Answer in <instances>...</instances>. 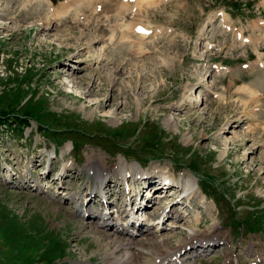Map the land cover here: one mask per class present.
<instances>
[{"label":"rangeland","instance_id":"obj_1","mask_svg":"<svg viewBox=\"0 0 264 264\" xmlns=\"http://www.w3.org/2000/svg\"><path fill=\"white\" fill-rule=\"evenodd\" d=\"M33 1L0 0V116L9 114L10 119L6 126L0 123V264H119L138 249L145 253L132 263L148 264L192 228L207 238L214 222L219 224L215 233L221 234L216 238L232 240L234 254L226 256L229 246L219 243L199 257L182 255L183 264H224L229 258L234 264H253L251 256L264 254V67L257 64L258 59L264 64V0H162L141 11L139 19L157 35L140 39L142 48L134 42L135 54L129 53L131 41L130 47L97 43L82 59L76 53L89 32L109 36L124 31L125 17L117 29L112 27L121 5L104 0L108 10L96 19L73 22L69 12H75V20L82 11L90 12L86 9L92 0H82V7L74 6L57 20L46 12L57 0ZM47 16L52 23L43 29L47 26L36 19ZM238 32L247 40L238 38ZM218 63L222 65L216 71ZM112 72L117 75L114 88L105 79ZM95 79V94L89 95ZM245 85L259 95L255 103L262 106L241 104V95H250L242 89ZM225 86L230 87L223 92ZM109 95L115 96V103L108 101ZM137 99L144 102L139 105ZM249 111L253 116L247 118ZM19 114L28 118L16 117ZM236 116L246 118L234 127ZM130 155L141 158L144 170L172 167L178 176L193 172L206 195L195 184L202 194L196 192L194 203L201 208L178 206L185 218L171 217L158 235L148 232L133 241L121 236L131 247L119 250L118 243L108 245L119 235L95 225L93 218L86 222L77 210L71 213L69 204L80 203L68 198L95 187L87 176L92 162L112 174L110 182L118 169L106 166L116 168L120 162L121 170L140 167ZM67 162L75 166L78 180L71 167L63 175L68 181L61 179ZM7 164L18 165V172ZM134 167L135 174L141 170ZM36 181L45 186L36 183L44 194L35 189ZM156 186H147L154 202L149 212L168 207L165 200L156 203ZM98 196L91 201L89 194L84 196L89 206L85 211ZM116 201L123 204L121 198ZM116 210L122 215L125 208L116 205ZM161 235L171 237L168 243L150 246L155 236L161 241Z\"/></svg>","mask_w":264,"mask_h":264},{"label":"bare ground","instance_id":"obj_2","mask_svg":"<svg viewBox=\"0 0 264 264\" xmlns=\"http://www.w3.org/2000/svg\"><path fill=\"white\" fill-rule=\"evenodd\" d=\"M138 2H143L144 0H137ZM120 7V6H119ZM147 8V7H149L148 5H140V7H139V12H140V10L142 9V8ZM121 8H125L123 5H121ZM125 10L126 9H124V12H125ZM136 9H134V11H135ZM112 11V10H111ZM116 11V10H115ZM115 11H113V12H115ZM119 11V10H118ZM118 11H116V14L118 13ZM110 13V12H109ZM114 14V13H113ZM119 14V13H118ZM125 14H127L126 12L123 14V16L125 15ZM63 15V14H62ZM65 15V14H64ZM128 16V15H127ZM62 17V16H61ZM45 20H46V22H45ZM61 20V19H60ZM132 20L133 19H130L129 17H128V19H127V21H125L124 22V31L122 30V31H120V32H118V33H115L116 32V30L114 31V32H112V34L111 35H105V34H95V32L94 33H90L89 32V35L86 37L87 38V40L88 41H86L85 42V45L76 53V56H77V58H81L82 59V57H84L85 56V54H87V53H89L88 51H93L94 49H95V47H96V44L98 43V44H101V45H106V44H108V42L109 43H111L113 46H121V45H123V46H125V47H130V42L128 43V41H131V42H133V44H132V46H136V44H134V42H135V39H138V38H140V37H142V36H144L145 34H143L142 32H140V30H139V28L140 27H142L141 25H138V23H135V22H132ZM44 23H46V25L45 26H47V28H43V29H48V28H50L49 27V25L52 23V20H51V16H47L46 17V19H44V20H42ZM49 21V22H48ZM59 21V20H58ZM87 24V23H86ZM120 24V23H119ZM122 25V24H121ZM120 28V27H119ZM117 29V28H116ZM111 30V29H110ZM132 31H134V32H132ZM127 40V41H126ZM135 43H138V45L142 48V45H143V42H141V41H138V42H135ZM105 47V46H104ZM122 48V47H121ZM140 49V48H139ZM142 49H140L139 51H141ZM87 51V52H86ZM137 51V50H136ZM142 52V51H141ZM91 53V52H90ZM114 53V52H113ZM140 54V53H139ZM115 57H113V58H103V59H100L101 61H100V63H102L104 60H112V59H114ZM79 62H80V60L79 59H77ZM113 62V61H112ZM98 63V62H97ZM114 63V62H113ZM106 65V64H105ZM92 66L91 65H89V70H92V68H91ZM115 73V72H114ZM113 72H112V74H110V75H108L107 74V76H105V79L106 80H108L109 81V83H110V85H112L113 86V88L116 86V77H117V75L116 74H114ZM89 74V73H88ZM70 75H73L72 73H70ZM119 75V74H118ZM76 77V76H75ZM98 79H95V80H93L92 81V83H91V86H89V90H87V93L89 94V95H93V94H95L94 93V89H95V87H96V81H97ZM100 81H101V79H100ZM73 82V81H72ZM91 82V81H90ZM76 83V82H75ZM78 83V82H77ZM79 85V84H78ZM247 85H245V87H246ZM250 87H251V85H249ZM248 87V86H247ZM243 88L242 87V89L243 90H245V92H247V94H250L249 95V97L247 96H245V95H241V97L239 98V100H240V102H241V104H243L244 106H247L250 102H259V95L255 92V91H252V90H250V88L248 87V88ZM117 88V87H116ZM115 88V89H116ZM226 88H229V86L228 87H226ZM192 98V96H190V98L189 99H191ZM251 99V100H250ZM116 100V98H115V96L113 95V96H111L110 97V95H109V100L108 101H110V102H114ZM220 100V99H219ZM141 101L142 102H144V99H137L136 100V102H137V104H139L140 105V103H141ZM192 101V100H191ZM195 102H197L196 100H193L192 101V103L194 104ZM207 102H209V103H211V101L210 100H208ZM115 103V102H114ZM253 103V104H254ZM123 104V103H122ZM192 104V105H193ZM256 105H254V106H258V105H261L262 106V104H260V103H255ZM264 104V103H263ZM252 107V106H251ZM257 110H259V109H257ZM245 116V115H244ZM249 116H253L251 113H250V111L247 113V118L249 117ZM236 117H238L237 119H235ZM233 120H234V122H233V125L234 124H236V123H238V122H242L243 121V119H245L246 117H239V116H236ZM257 119V118H256ZM230 122V121H229ZM236 125H234V127H235ZM231 127H232V125H231ZM246 131H248V130H246ZM247 133V132H246ZM245 133V134H246ZM243 135V134H242ZM253 149H256V147H253ZM264 158V157H263ZM93 164H91V166L89 165L88 166V168H90V167H93L94 168V172H99L98 174H101L102 175V177L100 176L99 178L101 179V180H107V181H109V179L110 178H112V174H110V173H108V171L104 174V170L103 169H100V166L99 165H97V164H95L94 165V162H92ZM86 165V164H85ZM85 165H83V167H81V168H84V166ZM120 165V164H119ZM70 167H71V170H72V172H74L75 173V178L78 180V178L76 177V171H74V167L75 166H71V165H66L65 167H64V170H65V172H61L62 173V175L60 176L61 177V179L64 181V182H67L68 181V179H66V180H64L65 179V177H67V176H64L63 177V175H65V174H67L68 172H67V170H70ZM74 168V169H73ZM80 169V168H79ZM87 169V168H86ZM100 170H102V173L100 172ZM127 170H130L128 167H125V169H123V171H122V173H125ZM131 170H132V168H131ZM133 170H135V168H133ZM82 173V172H81ZM117 174H119L118 172H117ZM135 174V172L133 171V175ZM136 174H141V175H143V174H147L146 172H144V171H138ZM135 174V175H136ZM68 175H70V174H68ZM135 175H134V177H135ZM91 176V177H90ZM59 177V178H60ZM92 175H89V181H91L92 180ZM152 177H154V175H152ZM64 178V179H63ZM68 178V177H67ZM187 178V177H186ZM185 178V179H186ZM149 179H151V177H149ZM153 179V178H152ZM79 180H81V179H79ZM135 180H136V177L132 180V184H134V185H136V184H139V183H141L142 181L145 183V185H144V187H140V190H138V193H140L141 192V197H143V198H145L146 197V195L147 194H149V192L147 193V186H151L153 183H155V182H153L154 180H147L148 181V184H146V180H144L143 179V177L142 178H140V179H138V180H136V183H135ZM187 180L190 182V184L192 183V179L190 178V177H188L187 178ZM118 184H119V188H120V186L121 185H123V183H119L118 182ZM42 187H43V189H44V186L42 185V184H40ZM174 185L176 186V187H174V191H178L180 188H181V184H179L178 182H175L174 183ZM196 185H197V181H196ZM197 186H199V189L201 190V188H200V185L198 184ZM138 187H139V185H138ZM37 188H40L41 190H42V188L41 187H39V186H37ZM84 188V187H83ZM82 188V189H83ZM154 189L156 190V192H155V195H154V197H156L157 199L159 198V200L158 201H156V203L158 204V203H161V202H164V200L165 199H167V197H169V196H171V194H166V195H162L163 194V192H164V190H163V187H161V185H158V186H156V187H154ZM181 190H182V188H181ZM86 191V190H85ZM97 191H99V189L98 188H96V187H94L90 192H89V190L88 191H86L85 192V194L84 195H80L79 197L76 195V194H71L70 193V195H69V198L68 199H71L72 201H73V199H77L79 202H77V203H80V206H78V205H76V208L75 209H73V212H76V210H77V213L79 214V215H84V213L85 212H87V215L85 216L86 218L87 217H89V219L87 218L86 219V222H88L89 220L91 221V218H94V215H97V214H100V215H103V213H101V211H104L105 209H106V207H103V209H99V210H97V211H95V210H93V207H91V210H86L85 211V208H84V199H85V197L84 196H86L87 194H89V196H90V200L89 201H91L93 198H94V196H96V192ZM42 192L44 193V191L42 190ZM46 192H48V191H46ZM45 192V193H46ZM105 192L107 193V194H111V193H114V188L113 187H111V186H107L106 187V189H105ZM116 193V192H115ZM159 193H162L161 195H159ZM91 194L93 195V197H91ZM137 193L136 192H133L132 194H131V197H130V201H131V199L133 198V196L134 195H136ZM152 194H153V192H152ZM195 191L194 192H191L190 194H188L187 195V198L188 199H190L191 201H193V200H195L196 199V197H195ZM159 195V196H158ZM153 196V195H152ZM98 198V197H97ZM96 198V199H97ZM180 200V203H182L184 200H185V198H180L179 199ZM65 201H66V197H65ZM64 201V204L66 205L67 203ZM133 201V200H132ZM160 201V202H159ZM69 203H72V202H69ZM111 203H113V201H111V199H109V200H107V204H111ZM87 205H88V203H87ZM172 206H175V205H171L170 207H169V210H167V208L168 207H166V206H164V207H159V208H157V207H155L152 211L153 212H149L147 209H148V207L146 208V207H144V209L142 208V207H140L139 208V212H140V214H144V215H147L148 217L150 216V219H148V229H147V231H142V232H140V235H143L144 233H151L153 236L154 235H158L157 233H159L160 231H162V229H163V227L167 224V223H165V220L167 219H169L170 217H171V214L170 213H167V212H169V211H174L175 209L173 208L172 209ZM69 208V207H68ZM160 210V214L159 215H156L157 214V212ZM166 211V216L167 217H165L164 218V216L160 219V217H161V215L163 214V212H165ZM119 212H120V210H119ZM175 212H178L177 210H175ZM165 214V213H164ZM121 215V214H120ZM131 217H132V222L130 223V225L131 226H133V225H137V226H139V225H141L142 224V221L141 220H137L136 219V216L135 215H131ZM174 217H176L177 219H183V218H185L184 216H182V215H180V214H178L177 216H174ZM178 222V221H177ZM89 223H92V222H89ZM170 224H172V223H170ZM169 224V225H170ZM177 224V223H176ZM175 224V225H176ZM97 226H101V225H98V224H96ZM106 225V224H105ZM198 225H199V223H198ZM171 226V225H170ZM174 226V225H173ZM172 226V227H173ZM115 227H116V225H114L113 226V224H110V226L108 227L107 225H106V227H105V229L107 230V228L108 229H110V230H114L115 229ZM180 227V226H179ZM212 227H213V232H212V230H210L209 232H208V234H207V238L206 237H204V236H202V233H200V232H198V231H196L194 228H192L190 231H188V233H187V235H186V237H184L181 241H180V243L179 244H177V245H175L174 247H172V248H166V249H164V250H162V251H158V255H157V257L159 258V257H161V259L158 261V263H156V261H154L156 264H168V261L169 260H171V256H172V254H173V252H175V251H181V250H183V249H186V247L187 246H193V245H199L201 248L202 247H204V248H208V246H210L212 243H215L216 241H218V239L216 238V237H220V232L218 233V234H216L215 232L217 231V229L216 228H219V224H217V223H213L212 224ZM171 228V227H170ZM167 229H169V228H167ZM115 231H117V229H115ZM207 232V231H206ZM167 234V233H166ZM116 235H119L118 237H116L115 235V237L116 238H114V236L112 237V236H110V237H112L113 239H111V240H108V245H112V244H116V243H118V245H116V248H119V250H122V249H128L129 250V248L131 247V243H129V242H127V243H123V240H124V238H123V240L120 238L121 236H123V234L121 233V232H119V233H117ZM209 236H211V240L210 239H208V238H210ZM125 237V236H124ZM156 237L157 236H155V240L153 241V242H150V246L152 245V247H154L155 245L157 246L158 244H161V243H165V244H167L168 243V241L170 240V236H168V235H161L160 236V238H162L161 239V241L157 238L156 239ZM100 238V237H99ZM109 239V238H108ZM126 239V238H125ZM129 240H130V238H129ZM152 241V240H151ZM203 241H205V242H203ZM197 243H199V244H197ZM163 245V244H162ZM155 248V247H154ZM133 249H135V248H133ZM143 249V248H142ZM209 249V248H208ZM205 250V249H204ZM231 250V249H230ZM232 251V250H231ZM249 252H250V250H248ZM143 254H144V252L142 251V250H140V249H138V250H136L134 253H133V255H131L129 258H131V259H129V261H128V259H126L125 261H127V262H118L119 264H128L129 262H130V264L132 263V261H137V260H139V259H141L142 258V256H143ZM157 254V253H156ZM251 255H253V253H250ZM111 255V254H110ZM110 255H107V258L109 259V256ZM256 256H259V255H256ZM227 260H228V258H227ZM229 260H230V258H229ZM194 262V261H193ZM117 262H115V264H116ZM133 264V263H132Z\"/></svg>","mask_w":264,"mask_h":264},{"label":"trees","instance_id":"obj_3","mask_svg":"<svg viewBox=\"0 0 264 264\" xmlns=\"http://www.w3.org/2000/svg\"><path fill=\"white\" fill-rule=\"evenodd\" d=\"M12 114L15 115V113H12ZM8 115L0 116V123L1 124H5L6 125V124L10 123V119L7 118ZM16 117L28 118V116H26V115H20V114L17 115ZM24 121H25V123L28 122L27 119H24Z\"/></svg>","mask_w":264,"mask_h":264}]
</instances>
